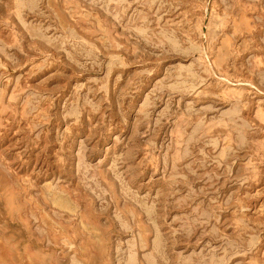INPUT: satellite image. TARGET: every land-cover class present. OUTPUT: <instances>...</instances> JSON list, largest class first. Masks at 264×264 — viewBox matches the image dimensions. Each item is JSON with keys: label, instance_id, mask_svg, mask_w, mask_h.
Segmentation results:
<instances>
[{"label": "rangeland", "instance_id": "1", "mask_svg": "<svg viewBox=\"0 0 264 264\" xmlns=\"http://www.w3.org/2000/svg\"><path fill=\"white\" fill-rule=\"evenodd\" d=\"M0 245L264 264V0H0Z\"/></svg>", "mask_w": 264, "mask_h": 264}, {"label": "crops", "instance_id": "2", "mask_svg": "<svg viewBox=\"0 0 264 264\" xmlns=\"http://www.w3.org/2000/svg\"><path fill=\"white\" fill-rule=\"evenodd\" d=\"M2 254H4L5 256H9L10 258H9V260H10V262H12L13 260H14V258H15V255H16V253H12V251H6L5 250V248L4 247H1V245H0V257L1 258H3V255ZM33 259V258H32ZM2 261L3 260H0V264H2ZM31 262V261H30Z\"/></svg>", "mask_w": 264, "mask_h": 264}]
</instances>
